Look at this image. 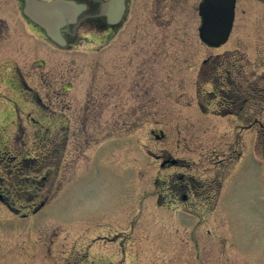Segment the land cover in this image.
Listing matches in <instances>:
<instances>
[{
  "label": "rangeland",
  "instance_id": "obj_1",
  "mask_svg": "<svg viewBox=\"0 0 264 264\" xmlns=\"http://www.w3.org/2000/svg\"><path fill=\"white\" fill-rule=\"evenodd\" d=\"M78 1L66 45L37 35L27 82L49 108L0 83V264H264V126L231 124L215 82L225 55L264 70L260 13L238 10L213 47L199 0H132L111 28ZM189 180L195 195L160 206Z\"/></svg>",
  "mask_w": 264,
  "mask_h": 264
},
{
  "label": "flooded vegetation",
  "instance_id": "obj_2",
  "mask_svg": "<svg viewBox=\"0 0 264 264\" xmlns=\"http://www.w3.org/2000/svg\"><path fill=\"white\" fill-rule=\"evenodd\" d=\"M102 1L100 0L97 15L103 17L105 22V17L100 14ZM131 1L132 0L127 1V6ZM161 1L162 0H158L157 3ZM200 2L201 0H199L198 5ZM25 4L26 0H0V83L8 80L9 89L18 87L20 94H22L21 92L26 93L25 97L28 98L27 103L48 109V105L42 102L40 97L33 98V93L37 94V90L27 82V79L31 80L33 74L37 71V35L39 33L41 36L46 37V33L43 28L25 14ZM155 8L158 12H162L164 4L161 6L157 5ZM238 10L242 13L251 11L260 13V16H258L260 20L252 24V26L256 28L257 32L260 31V41L262 44L259 43V46L261 54L256 57V60L260 61L263 66L264 17L261 18L263 16L261 13H264V0H235L234 20L225 43L230 39L233 33L236 12ZM109 27L111 28L113 26ZM27 55H29V57H27ZM230 55L233 56V54ZM230 55H225V70L222 74H217L215 81L217 88L220 89L223 101L220 102L219 106L224 110L223 115L232 122L231 124L249 130H255V127L264 126V70L262 73L248 72L246 68L248 67L247 64L249 59L245 53L236 55L238 61L242 62L240 64H237L235 62L236 60L232 63L229 62ZM212 70L213 66L211 71ZM209 79L211 83H214L211 74H209ZM214 95H216V93H214ZM8 104L14 106L17 104V101L12 98V101ZM31 120H33V122H38V120L33 117H31ZM232 154L233 153H229L227 156L228 160H233L234 156H232ZM1 156L2 155H0V157ZM158 159L160 160V166L163 168L168 167V165H179L180 163L178 159H173L171 157L158 156ZM160 190H162V192H159L157 196L162 199L159 201L162 207L175 206V204L179 202L185 203L189 200L192 191L194 195L196 194L195 184L191 180L182 183L173 181ZM0 201L4 204L6 203V198L2 193H0Z\"/></svg>",
  "mask_w": 264,
  "mask_h": 264
},
{
  "label": "water",
  "instance_id": "obj_3",
  "mask_svg": "<svg viewBox=\"0 0 264 264\" xmlns=\"http://www.w3.org/2000/svg\"><path fill=\"white\" fill-rule=\"evenodd\" d=\"M126 0H105L101 3L100 14L109 25L118 24L125 12ZM235 0H202L199 14L202 22L200 38L212 46L224 43L231 31L234 18ZM87 3L76 0H26L25 14L41 26L46 34L59 45L67 43L61 29L77 22L86 11ZM174 161V160H172Z\"/></svg>",
  "mask_w": 264,
  "mask_h": 264
}]
</instances>
